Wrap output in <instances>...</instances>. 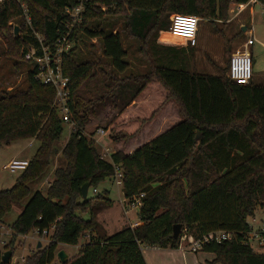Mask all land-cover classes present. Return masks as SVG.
I'll list each match as a JSON object with an SVG mask.
<instances>
[{
	"label": "trees",
	"instance_id": "1",
	"mask_svg": "<svg viewBox=\"0 0 264 264\" xmlns=\"http://www.w3.org/2000/svg\"><path fill=\"white\" fill-rule=\"evenodd\" d=\"M79 1L0 2V31L7 32V54L19 57L21 53L25 60L23 49L38 43L23 16L21 2L29 9L34 30L53 48L60 32H65L67 8ZM232 1L86 2L82 21L73 31L75 46L62 59L75 127L61 150L66 164L56 168L45 192L33 191L31 184L44 178L53 155L60 153L55 145L65 128L54 105L56 89L36 78L39 68L30 62L26 88L13 92L0 89V145L29 138L39 142L15 184L0 190V222L15 205L28 200L10 225L14 236L0 250V264H6L2 261L6 250L14 251L17 236L35 229L50 241L30 254L25 264H50L59 243L77 245L86 233L90 239L64 264H148L142 245L176 249L184 234L199 239L218 230L234 236L203 246V251L215 254L213 263L264 264V252L255 251L249 242L252 226L248 222L256 207L264 206V85L253 79L249 84H239L226 75V70L219 74L191 70L184 46L157 42L160 35L168 36L172 15L225 21ZM258 1L264 5V0ZM118 12L124 17L123 30H106L101 21ZM15 26L20 28L18 34ZM124 34L138 40L140 54L150 56L145 60L152 66L150 71L130 70ZM81 35L98 38L104 58H79V40L88 47ZM173 38L183 44L180 37ZM153 87L161 97L147 107ZM169 100L176 101L182 119L131 153L117 150L107 160L96 148V139L84 134L94 118L111 108L115 113L107 128L113 132L117 129L111 134L113 142L135 137ZM135 101L136 107L129 109ZM129 126L133 129L127 130ZM118 171L129 202L145 193L139 208L141 223L108 235L96 218L104 206H112L108 192H93L83 198L82 186L90 182V188L97 189ZM176 224L183 225L178 240L173 238ZM53 225L48 235L43 234Z\"/></svg>",
	"mask_w": 264,
	"mask_h": 264
},
{
	"label": "rangeland",
	"instance_id": "2",
	"mask_svg": "<svg viewBox=\"0 0 264 264\" xmlns=\"http://www.w3.org/2000/svg\"><path fill=\"white\" fill-rule=\"evenodd\" d=\"M233 1L229 5L228 18L225 21H210L208 19L199 17L200 24L197 34L198 42L197 45L194 46V50L190 49L193 46L186 45L185 43L181 45L178 44L174 40L175 38L170 35V32L166 34L168 36L160 35L157 42L164 45H173L175 43L177 46H184L186 48L185 52L187 53H185V57L190 59L189 67L191 70L212 74H219L220 72L226 70V75L228 76L229 61L234 53L239 50L244 51L246 49L245 42L249 38L248 31L251 28L253 30L254 39V45L251 46L254 69L253 80L256 83L264 85V5L261 3L255 5L254 15L252 16L251 20L249 12L253 10V4L250 3L242 10H239L237 8L238 3ZM101 24L106 30H123V14L118 12L117 14L107 15L105 19L101 21ZM244 26H247L245 30H243ZM240 31L242 32V35H235ZM6 37L7 32L5 31L4 33H1L0 31V89L8 91L11 90L13 92L17 89L27 87V73L31 66L26 60H23L21 53L19 57H14L10 54H7L8 43ZM81 37V39L87 41L88 47H84V45L79 40L77 51L79 58H93V55L104 58L101 41L98 38L88 39L84 35H81ZM123 42L124 46L128 50L129 60L135 62L137 69L136 71H139L140 73L150 71L152 66L145 61L147 58H150V56L148 57V55H143L138 52L140 46L138 40L134 38H128L124 34ZM93 45L94 48H92ZM141 58L145 59L142 60ZM9 86L11 87L10 89H8ZM160 97L161 93L159 90H156L153 87L147 107L155 105L156 101L159 100ZM169 101L165 102L164 106L160 110V112L162 111L160 118L154 124L146 127L144 133L139 135V130L136 134V136H139H135L134 138H121V140L118 142L119 144H114L111 138V134H115L114 132H116L117 129L116 131L114 129L113 132L111 129L107 128L110 119L115 113L114 109L111 108H108L106 112H104V115H102L100 118H94L93 121L90 122V124L86 127L84 134L89 137L93 136V138L96 139V148L98 149L101 156L107 160H111L113 151L122 149V151L128 152L141 145L148 137V130H150V133L153 134L161 129V127L167 129L177 123L175 121L178 116V104L174 101ZM54 105H56L55 102ZM60 114H62V112H60ZM74 127V122H64V133L60 141H58L55 145L60 153L53 155L52 163L44 178L31 184L33 191L41 190L45 192L48 188L49 182L54 179L57 166H64L66 164V160L61 154V150L68 141L70 133ZM99 128L106 130L105 136L101 139L96 137L99 135ZM126 129L132 130L133 128L132 126H129L126 127ZM38 147L39 142L34 138L17 140L10 143L9 145H0V190L11 188L23 172L22 170L11 171L5 167L6 164L13 159H26L30 161ZM117 180H120V176L118 175L105 180L106 184L103 186L111 191V198L115 200L113 209L108 212H111V214H113L116 218L121 217L122 214L125 215V212L123 211L122 213L121 211L123 204L122 200L124 198L123 189L122 185L117 183ZM92 193L93 190L90 188L89 194ZM27 201L28 200H26L21 205H15L13 210L6 215L2 222H0V250L3 251L6 247L5 245L10 244L12 237L14 236L10 225L20 214ZM131 221L134 222V218H132ZM248 222L252 226V232L249 234V242L251 246L255 251L264 252V206H257L254 214L248 217ZM116 225L117 226H109L108 230L111 234H114L122 229V226H119L118 223ZM88 240L89 238H86L85 235H82L79 238L77 245L59 243L55 252L54 260L58 261V252L60 250H65L69 255L68 260H70V258L79 253L81 246L84 245ZM49 241V236L39 235L36 229L32 230L27 235L17 236L13 244L15 248L9 264H25L27 257L30 254H33L40 248L46 246ZM39 242L42 243L40 248L38 247ZM180 246H188V248L192 250L189 247L188 238H185L184 241H181ZM143 248L149 258H152V255L156 260H161L164 257L167 258L170 253V251L152 248L147 245H144Z\"/></svg>",
	"mask_w": 264,
	"mask_h": 264
},
{
	"label": "built area",
	"instance_id": "3",
	"mask_svg": "<svg viewBox=\"0 0 264 264\" xmlns=\"http://www.w3.org/2000/svg\"><path fill=\"white\" fill-rule=\"evenodd\" d=\"M4 0H0L3 2ZM86 2L88 0H80L77 5L71 8H67L69 19L65 25V32H60L59 37L56 41V45L52 48L46 44L44 36L34 30L32 17L29 13L27 5L21 2L23 10V16L27 24L33 29L34 36L38 43L36 45H29L23 49V57L27 62L32 63L38 67V73L36 78L47 85H52L56 89L55 105L56 108L62 112L64 122H71V111L69 107V78L63 73L62 59L64 54L69 52L75 46V40L73 38V31L78 26L83 17L85 11ZM257 4L258 0H249L247 4ZM237 8L242 10L246 5L238 3ZM172 24L170 27V34L175 37H180L185 40L186 45L195 46L197 45V34L199 30L200 18L195 15L186 14H174L171 17ZM249 38L245 42L246 49L244 51H237L230 59L228 76L233 81L239 84H249L253 79V55L250 51L251 46L254 45L253 30L248 31ZM99 134H106V130L103 128L98 129ZM29 165V160L26 159H13L6 164V168L11 171L25 170ZM120 176V180L117 183L122 184V174L118 171L117 174ZM115 175V176H116ZM93 192H97V189H93ZM124 194V193H123ZM145 193L134 197L133 201L129 202L132 207L141 206V198ZM55 225L51 226L50 230H44L43 234L48 235ZM40 234L39 230H36ZM234 234L226 230H218L210 232L204 235L202 238L195 239L193 236L184 234L181 241L185 238L189 240V247L193 252H197L203 249L206 243L213 240L222 241L224 239H232ZM181 245V244H180ZM50 264H62L61 260H53Z\"/></svg>",
	"mask_w": 264,
	"mask_h": 264
},
{
	"label": "crops",
	"instance_id": "4",
	"mask_svg": "<svg viewBox=\"0 0 264 264\" xmlns=\"http://www.w3.org/2000/svg\"><path fill=\"white\" fill-rule=\"evenodd\" d=\"M246 6H248L249 4L247 3H244ZM258 4V3H257ZM255 5L256 4H253V7H252V11L249 12L250 13V16H251V20H252V16L254 15V9H255ZM245 28H247V26H244ZM251 29V28H250ZM172 37H175L173 35H171ZM182 39V38H181ZM183 43L186 44L185 40L182 39ZM250 51H251V48H250ZM252 53V52H251ZM142 59V58H141ZM144 60V59H142ZM131 63L130 65V70H133L137 73H140L139 71H136V66H135V62L129 60ZM212 74V73H211ZM10 84V82H9ZM11 87L9 86L8 89H10ZM11 91V90H9ZM174 101L176 103L175 100H170L169 102H172ZM135 105V106H134ZM137 103L136 101L129 106V109H134L136 107ZM177 105V104H176ZM132 107V108H131ZM177 112H178V116L176 118V121L175 122H179L181 119H182V115L180 113V109H179V106H177ZM161 112H159L154 119H152L151 121H148L146 122L143 127L141 128L140 130V133H144V130L146 127L154 124L161 116ZM174 122V123H175ZM173 123V124H174ZM167 126H170V125H167ZM168 129V128H167ZM166 130V128H161L159 129L158 131H156L155 133L151 134L150 130H148V137L147 139H145L143 141L142 144H145L146 142L152 140L153 138H155L156 136H158L159 134H161L162 132H164ZM99 134V133H98ZM137 135V136H139ZM105 136V134H99L97 135L96 137L98 138H103ZM136 136V137H137ZM134 138V137H133ZM69 139V138H68ZM98 141V140H97ZM114 144H119V143H114ZM141 144V145H142ZM140 146V145H139ZM136 149V148H135ZM135 149L131 150V151H128L126 153H131L133 152ZM117 150H122V149H117ZM117 150L113 151L116 152ZM59 167V166H57ZM51 182V181H50ZM49 182V184H50ZM106 184V181L102 182L99 187L97 188V192H102V191H107L108 192V196L109 198L112 200V206L110 207H107V206H104L97 214V221L103 226V228L106 230L107 234L108 235H112L108 228L110 225H114V226H117L116 224L118 223L119 226H122L121 230L125 229V228H128L130 226H137L141 223L140 221V218H139V207H132L130 204H129V201L125 198H123L122 202V213L123 211L125 212V215H121V217H118L116 218L113 214H111V212L109 213L108 211L112 210L113 207H114V203H115V200L111 198V191L106 188V187H103L104 185ZM90 192V191H89ZM135 213V214H134ZM116 218V219H115ZM132 218H134V222H132ZM122 220V221H121ZM120 230V231H121ZM86 238H89L90 239V234L89 233H86L85 234ZM87 243V242H86ZM85 243V244H86ZM83 246V245H82ZM81 246V247H82ZM144 245H142V250H143V254L145 256V259L147 261L148 264H221L220 262H217V263H213V260L215 259V254L214 253H209V252H205L203 250H200V251H197V252H193L192 250H190L188 248V246H180L179 248H176V249H172V248H161V247H152V248H159V249H164L166 251H170L168 257H164L163 259L161 260H156L153 258V256L151 255L152 258H149L147 256V254L145 253V250L143 248ZM258 252V251H257Z\"/></svg>",
	"mask_w": 264,
	"mask_h": 264
},
{
	"label": "water",
	"instance_id": "5",
	"mask_svg": "<svg viewBox=\"0 0 264 264\" xmlns=\"http://www.w3.org/2000/svg\"><path fill=\"white\" fill-rule=\"evenodd\" d=\"M19 26H15V34H18L19 32ZM246 28L243 27V30H245ZM89 191H90V182H86L83 186H82V196L83 198H87L89 195ZM182 228L183 225L182 224H176L174 225V230H173V238L175 240H178L179 238H181V234H182ZM42 246V243L39 242L38 247L40 248ZM13 255V251L12 250H6L3 253L2 256V261L5 262L6 264H9L11 261ZM58 257L61 260V262L64 264L68 261L69 255L67 254V252L65 250H60L58 252Z\"/></svg>",
	"mask_w": 264,
	"mask_h": 264
}]
</instances>
